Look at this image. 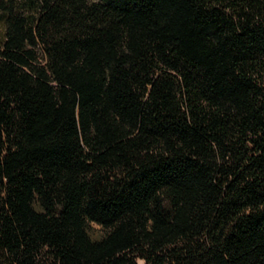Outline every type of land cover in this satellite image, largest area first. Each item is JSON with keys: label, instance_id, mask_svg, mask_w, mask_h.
I'll use <instances>...</instances> for the list:
<instances>
[{"label": "trees", "instance_id": "obj_1", "mask_svg": "<svg viewBox=\"0 0 264 264\" xmlns=\"http://www.w3.org/2000/svg\"><path fill=\"white\" fill-rule=\"evenodd\" d=\"M138 259L264 264V0H0V264Z\"/></svg>", "mask_w": 264, "mask_h": 264}, {"label": "rangeland", "instance_id": "obj_2", "mask_svg": "<svg viewBox=\"0 0 264 264\" xmlns=\"http://www.w3.org/2000/svg\"><path fill=\"white\" fill-rule=\"evenodd\" d=\"M90 232L94 235L98 234V226L96 224H91ZM138 264H144L143 260L138 259Z\"/></svg>", "mask_w": 264, "mask_h": 264}]
</instances>
